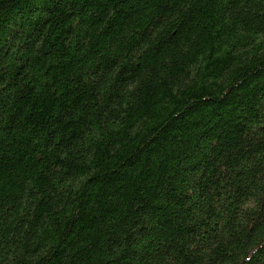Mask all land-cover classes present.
Wrapping results in <instances>:
<instances>
[{
  "label": "trees",
  "instance_id": "1",
  "mask_svg": "<svg viewBox=\"0 0 264 264\" xmlns=\"http://www.w3.org/2000/svg\"><path fill=\"white\" fill-rule=\"evenodd\" d=\"M0 264H264V0H0Z\"/></svg>",
  "mask_w": 264,
  "mask_h": 264
}]
</instances>
